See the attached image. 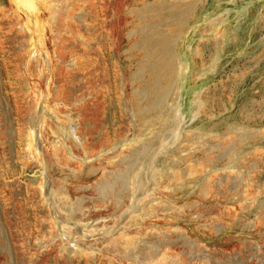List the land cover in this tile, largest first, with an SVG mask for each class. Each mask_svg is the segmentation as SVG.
Listing matches in <instances>:
<instances>
[{
  "label": "rangeland",
  "instance_id": "obj_1",
  "mask_svg": "<svg viewBox=\"0 0 264 264\" xmlns=\"http://www.w3.org/2000/svg\"><path fill=\"white\" fill-rule=\"evenodd\" d=\"M161 5L194 6L167 148L136 97ZM0 264H264V0H0Z\"/></svg>",
  "mask_w": 264,
  "mask_h": 264
},
{
  "label": "bare ground",
  "instance_id": "obj_2",
  "mask_svg": "<svg viewBox=\"0 0 264 264\" xmlns=\"http://www.w3.org/2000/svg\"><path fill=\"white\" fill-rule=\"evenodd\" d=\"M67 1L68 0H48L49 4L55 5V7H56V5L66 6ZM193 7H194L193 5L172 6V7L161 5L160 7L149 8L145 11V14L150 15V14L156 12L159 15H161V19L169 25V27L171 29V34L164 35L162 33L163 31L162 32L160 31L161 24L163 22L162 20L159 22L157 21L155 23L153 22V24H151V25L149 24V26H147V27L145 24V29L142 26L144 30H142V31L140 30L141 31V37L143 38V39H141V43H142L141 45L147 47L149 52L146 50V54L148 52L149 56H150V60H152L151 66L147 67V70L151 71L155 75V81L149 87L144 86V89H142L140 91V93L136 96V97H138L137 99L139 101H142V100L143 101H145V100L150 101V104H149L150 106L148 105L149 108L142 109V107L140 106V104H142V103H139V106H137V107L140 110L139 114L142 117V119H144L147 123H149V125H151V127L156 126V125H159L158 126L159 128L161 127V130H159V131H161V140L158 139V140H160L161 145L159 143V146L165 145V148H167L166 144L168 142L173 140L172 143H174V142H176L175 139L176 140L178 139V137L175 136V135H179L177 133V130L179 128L176 130L177 126H180L181 123H183L181 125V127L184 126V122H182V121H183V116L185 114L182 115V113H181V102H182V99L184 96V87L186 84V76L184 73L185 69H183L182 64L180 65L178 59L174 56L173 49L175 46V41H177L176 39L179 37L180 33L182 32V30L185 26V23H187V20L192 13ZM52 8H53V6H52ZM68 9H69V7H68ZM50 10H49V12H50ZM52 13H54V12H52ZM61 13H62V11H61ZM66 16H68V15H66ZM58 17L59 16H57L56 19ZM50 18H51V16H50ZM52 18H53V14H52ZM53 19L55 21V18H53ZM142 19H144V18H142ZM67 20L69 22V19H66L64 24H66ZM70 22H71V20H70ZM60 23L61 22H59V24ZM57 27H58V25H57ZM181 37H182V35H181ZM82 39H83V37H82ZM142 40H143V42H142ZM142 46L139 48H143ZM174 51H175V49H174ZM160 57H163V59L161 58L162 61H161ZM82 65H83V63L80 64L81 68H82ZM77 67L78 66H76V68ZM141 75H143L142 71H141ZM141 80H142V78H141ZM197 106L200 108L199 103ZM153 114H155V116H153ZM154 129H157V128H154ZM174 137H177V138H174ZM159 146H157V147H159ZM147 150H149L148 147L145 148L142 146V148L138 152L136 151L137 153L135 152L136 154L134 153L135 154V158H134L135 159L134 160L135 165H136V163L140 164L142 162V160H144L143 158L148 157L147 156ZM161 150H162V147H161ZM149 154H151V151L149 152ZM150 156H152V155H150ZM148 158H146V159H148ZM150 159H152V158H150ZM145 162L141 163V165L138 164L142 170L146 168ZM147 163H148V161H147ZM153 169H154V167L151 170H153ZM153 171L154 172H151V175L149 174L150 176H149V179L147 182L148 185L146 187H149V189H151L152 191H156V189L162 185V182H161L162 171L158 170V169L153 170ZM166 177H167V175H166ZM159 181L161 183H159ZM142 187L144 188L145 186L142 185ZM140 189L142 190V188H140ZM145 196H149V195H145ZM161 206H162V208H164V204H162ZM161 206H160V208H161ZM168 206L169 205H167V208H168ZM153 208H155L154 205L153 206L149 205L145 209V211L152 212ZM77 209H78V205L76 204V205H73L71 207L70 211L75 212ZM153 214H154V212H153ZM131 218L129 217L130 220H131ZM140 218H139V220H141L143 217L141 219ZM143 220H145V219H143ZM131 222L132 221H129V223H131ZM133 222H138V219H136V221L134 220ZM136 225H137V223H136ZM124 237H125L126 241L122 242L119 246H116L114 248L116 250L117 248H120V246H121V252L122 253L127 252L126 250H129L130 248L132 249L137 244L136 243V241H137L136 237H129V238L126 236H124ZM163 255H164V253L162 254V256ZM164 256H167V254L165 253Z\"/></svg>",
  "mask_w": 264,
  "mask_h": 264
}]
</instances>
